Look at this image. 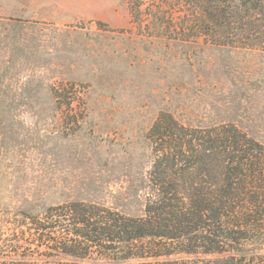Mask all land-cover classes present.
Returning a JSON list of instances; mask_svg holds the SVG:
<instances>
[{"label": "rangeland", "instance_id": "374dc122", "mask_svg": "<svg viewBox=\"0 0 264 264\" xmlns=\"http://www.w3.org/2000/svg\"><path fill=\"white\" fill-rule=\"evenodd\" d=\"M70 85L82 101L59 108ZM162 112L264 145V53L149 37L127 0H0L2 216L72 202L142 216Z\"/></svg>", "mask_w": 264, "mask_h": 264}, {"label": "trees", "instance_id": "16d2710c", "mask_svg": "<svg viewBox=\"0 0 264 264\" xmlns=\"http://www.w3.org/2000/svg\"><path fill=\"white\" fill-rule=\"evenodd\" d=\"M127 3L149 37L264 53V0ZM53 93L59 108L82 101L76 85ZM148 139L142 216L83 202L0 213V264H264V145L233 124L193 128L165 112Z\"/></svg>", "mask_w": 264, "mask_h": 264}]
</instances>
